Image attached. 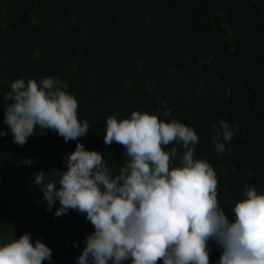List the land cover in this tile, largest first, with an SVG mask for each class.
I'll return each instance as SVG.
<instances>
[{
	"label": "trees",
	"instance_id": "16d2710c",
	"mask_svg": "<svg viewBox=\"0 0 264 264\" xmlns=\"http://www.w3.org/2000/svg\"><path fill=\"white\" fill-rule=\"evenodd\" d=\"M46 77L67 84L78 119L89 123L80 142L103 152L110 170L126 158L121 145L105 146L106 119L148 112L195 130L194 159L215 170L229 221L245 184L264 193V0H0V129L9 132L11 83ZM221 120L234 135L217 153L212 126ZM75 146L39 127L23 146L0 137V244L31 233L52 249L43 264H78L94 227L78 211L56 217L58 201L49 212L34 183L42 171L58 184ZM171 147L180 166L185 149ZM208 247L219 264L221 247Z\"/></svg>",
	"mask_w": 264,
	"mask_h": 264
},
{
	"label": "clouds",
	"instance_id": "9594fccd",
	"mask_svg": "<svg viewBox=\"0 0 264 264\" xmlns=\"http://www.w3.org/2000/svg\"><path fill=\"white\" fill-rule=\"evenodd\" d=\"M66 88L52 77L13 81L4 96L12 101L4 108L9 132L0 129V137L11 134L13 143L23 146L39 127L65 142L76 141L75 150L65 157L67 169L58 170V184L45 183L42 171L34 183L49 212L58 201L56 217L78 211L94 227L78 264H210L209 240L222 249L219 264H264V193L245 184L246 198L234 204L235 220L229 221L217 199L215 170L207 161L194 159L199 136L193 128L148 112L133 111L130 118L119 120L108 117L104 144L121 145L126 158L116 172L103 152L80 142L89 123L78 119V101ZM162 115L170 116L171 110ZM212 128L215 149L223 153L234 132L224 120ZM173 143L185 149L180 166H173L179 149L168 150ZM51 259L52 249L40 239L33 243L31 233L0 244V264Z\"/></svg>",
	"mask_w": 264,
	"mask_h": 264
}]
</instances>
